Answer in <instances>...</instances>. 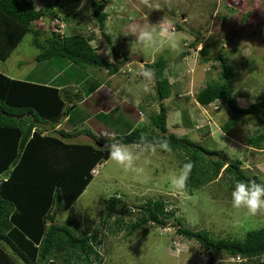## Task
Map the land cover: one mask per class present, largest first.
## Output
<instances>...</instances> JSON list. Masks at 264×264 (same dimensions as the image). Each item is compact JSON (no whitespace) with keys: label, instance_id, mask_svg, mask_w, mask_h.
<instances>
[{"label":"rangeland","instance_id":"374dc122","mask_svg":"<svg viewBox=\"0 0 264 264\" xmlns=\"http://www.w3.org/2000/svg\"><path fill=\"white\" fill-rule=\"evenodd\" d=\"M91 1L81 0L78 4H71L68 0H37L39 9L45 7L46 12L50 10L58 19H53L47 12L44 19L33 24L41 34H28L7 62L0 61V72L31 82L52 81L65 87L85 81L86 74L96 80L97 75L102 79L107 74L106 70L90 67L71 73L66 68L67 61H54L57 67L36 61L44 52L46 39L58 23L63 25L61 31L67 36L81 34L86 38L91 37V45L101 58L116 63L124 58L126 62L120 66L122 75H119L123 82H119V86L122 88L129 76L130 80L127 81L134 83L139 79L140 86L132 84L137 89L134 91L125 85V92H133L129 102L119 105L120 109L125 108L122 117L115 107L104 105L100 93L78 108L70 122L73 126L71 129L79 126L83 135L89 138H75L73 135V140L68 141L65 139L71 136L65 137L63 130L55 135L64 142L96 146L97 142L92 140L99 134L101 138L98 137V140L108 144L109 137L117 139L140 126L135 123L140 108L135 111L130 109L133 110L137 97L152 99L151 102L148 100L151 108L146 110L144 103L141 106L142 111L148 112L140 116L141 125L147 124L152 113L158 114L159 104L153 100L154 81L145 80L142 73L159 58L169 60V77L175 81L174 74L179 70L184 75L180 78V86H173L172 95L163 102L170 116L169 132L185 134L207 149L220 151L228 163L240 161V167L249 176H255L264 183V150L246 149L248 137L257 130L264 131V123L259 119L261 114L244 116L230 135L223 132V126L230 118L240 115L233 112L225 101L216 102L213 108L218 109L202 106L195 115L190 113L195 126L186 122L187 110L192 111L190 102L194 101L193 95L208 83L220 79L222 69L220 62L215 60L219 55L228 58L235 75L234 97L237 106L248 109L260 100L264 92V0H100L104 2V12L109 15L106 32L111 42L100 33L92 15ZM164 19L168 22L169 30L177 35L180 45L178 54H170L167 50L153 53L141 46L132 49L136 40V36L131 35L133 25H159ZM205 45L211 46L209 63L202 61L200 53ZM20 64L22 67H19ZM166 75L168 77V73ZM178 86L181 91L184 89V94L189 95L188 100L184 98L179 102L176 99V93L180 90ZM70 90L66 91L67 95ZM84 110L88 111L87 115L83 114ZM48 129L51 132L50 123ZM146 167L148 178L134 180L108 158L96 168L93 181L77 203L58 216V223L74 233L75 229L97 233L102 241L99 249L101 264H239L224 253H209L195 240L179 235L178 230L187 228L206 231L214 239L242 240L247 232L264 227V213L253 217L245 208L235 209L231 206L233 187L224 172L214 182L191 193L185 190L177 193L170 186L171 176L181 167V159L175 152L153 154ZM110 199L119 200L112 208L125 214L124 224H117L118 215L108 212L106 204ZM161 201L165 204L166 214L162 217V223H151L134 235H129V225L143 216L141 208Z\"/></svg>","mask_w":264,"mask_h":264},{"label":"trees","instance_id":"16d2710c","mask_svg":"<svg viewBox=\"0 0 264 264\" xmlns=\"http://www.w3.org/2000/svg\"><path fill=\"white\" fill-rule=\"evenodd\" d=\"M68 1L78 4L81 0ZM103 3L93 0L90 7L100 33L111 42L106 32L109 15L104 12ZM36 4L37 0H0V60H8L28 34H41L33 24L44 19L47 12L53 19H58L56 14H51L50 10L46 12L45 7L38 9ZM56 26L46 39L44 52L36 58L39 63L57 67L54 61H67L66 68L71 73L92 67L106 70L111 75L118 73L120 66L125 64V60L116 63L101 58L91 45V37L81 34L67 36L61 31L63 25L58 23ZM210 51V45L200 51L203 62L211 61ZM117 55L115 53V57ZM215 60L220 62L222 69L220 79L208 83L197 93V103L209 106L225 101L233 112L240 115L230 118L223 126V132L228 135L237 122L250 113L261 114L259 119L264 123V92L248 109L239 108L234 97L235 75L229 60L222 55ZM148 66L154 73V96L159 112L152 113L147 124L117 140L135 144L141 136L151 140L167 139L172 152L181 159V166L188 160L194 164L185 189L190 193L214 182L222 172L229 177L231 187L236 181L262 183L257 177L249 176L240 167V161L228 163L220 151L207 149L187 136L169 133L168 109L163 104L172 95L173 88L166 75L169 60L159 58ZM58 86L53 82L47 86L15 80L0 72V264L102 263L99 252L102 241L97 233L82 229H75L74 233L59 224L57 219L77 203L93 181L95 168L109 158L107 149H104L107 144L101 143L97 137L94 139L96 146L64 142L73 140V135L84 133L79 129L76 133L64 132L65 137L71 136L65 140L55 135L60 120L69 116L76 108L75 104L80 102L77 99V103L68 105ZM90 92L85 88V94L90 95ZM48 123L53 126L51 133L47 130ZM249 142L255 149H263V129L253 132ZM2 175L5 177L1 178ZM118 203L119 200L110 199L106 205L108 212L118 215L116 223L120 225L124 224L125 214L112 208ZM141 209L143 216L129 225V235L151 223H162V217L166 215L162 201ZM178 233L188 240H195L211 254L221 252L229 258L240 257L244 260L240 264H264V227L247 232L242 240L214 239L206 231L187 228L179 229Z\"/></svg>","mask_w":264,"mask_h":264},{"label":"clouds","instance_id":"9594fccd","mask_svg":"<svg viewBox=\"0 0 264 264\" xmlns=\"http://www.w3.org/2000/svg\"><path fill=\"white\" fill-rule=\"evenodd\" d=\"M131 35L136 36L132 49L141 46L150 49L153 53L163 50H167L170 54L179 53L180 45L177 35L174 31L169 30L168 22L165 19L159 25H133ZM142 75L145 80H151L154 73L148 69ZM109 138L110 143L105 146L109 159L134 180L143 181L148 178L149 171L146 164L153 154L172 152L167 139L151 140L141 136L137 143L128 144ZM193 167V162L188 160L171 176L170 186L177 193H182L186 189ZM231 206L235 209L245 208L247 213L253 217L264 213V183L254 180L236 181L231 192Z\"/></svg>","mask_w":264,"mask_h":264},{"label":"crops","instance_id":"0c3cea01","mask_svg":"<svg viewBox=\"0 0 264 264\" xmlns=\"http://www.w3.org/2000/svg\"><path fill=\"white\" fill-rule=\"evenodd\" d=\"M37 5V4H36ZM37 8H38V6H37ZM39 9V8H38ZM25 39V38H24ZM24 39H23V41H24ZM22 41V42H23ZM22 42H21V44H22ZM20 44V45H21ZM19 45V46H20ZM19 46L15 49V51L19 48ZM15 51L12 53V55L15 53ZM11 55V56H12ZM121 55V54H120ZM11 56H10V58H11ZM122 56V55H121ZM9 58V59H10ZM8 59V60H9ZM124 59V58H123ZM122 59V60H123ZM8 60H6V61H2V60H0L1 62H7ZM119 61H121L120 59H119ZM111 62V61H110ZM19 67H22V64H20L19 65ZM183 67V66H182ZM168 69H169V66H168ZM168 69L166 70V74L168 73V78H169V80H170V83L173 85V86H177V85H179L180 86V78L181 77H183L184 75H183V71L182 70H179V71H177V73H175L174 74V77H175V81L174 80H172L170 77H169V72H168ZM122 71H121V68L119 69V72L118 73H116V74H114V75H111V74H109L108 72H107V74L106 75H103V78L102 79H100L99 77H98V75L96 76V78L98 79V80H96L94 77H92L91 75H89L88 74V79L86 80V81H83V82H80V83H77L78 85H73V84H70V85H67V86H60V84H59V86H58V88L60 89V91H61V96H62V98L67 102V104L68 105H70V106H72V105H74V103H77V101H79L80 100V102H78L77 104H75L76 106V110L74 109L73 111H72V113L69 115V116H66V117H64L62 120H60V123L56 126V128H55V130L56 131H59V130H63V131H65V133H74V132H76V130H78L79 129V126L77 127V128H75V129H71L73 126L70 124V122H71V120H72V117L75 115V111H77V109L78 108H80V107H82V106H85L87 103H88V101L89 100H91L92 98L94 99V97L95 96H97V95H99L100 93H101V95H102V97H101V99H103V102H104V105L106 104V105H111V106H113V107H115L116 108V110H118V113H119V115L122 117V115L124 114V109H120L121 107L119 106L121 103H125L126 101H130V99H131V93L133 92V91H124L123 89H125V85H126V87L128 88L129 86H130V88H132L134 91H137V89L134 87V86H136V87H139L140 85L138 84L139 83V79L138 80H136L134 83H131V82H129V81H127V80H130V76L129 77H127V80H125V85H123L122 86V88H121V86H119V85H121V83H119V82H123L122 81V79L119 77V75L121 74L122 75V73H121ZM1 73H3L4 75H6V76H8L9 78H11V79H15V80H20V79H18V78H15L14 76H12V75H9V74H7V73H5V72H1ZM100 75H102V73H100ZM44 77H46V76H44ZM41 79V78H40ZM151 80H153V79H151ZM20 81H27V82H31V81H29V80H20ZM152 82V81H151ZM176 83V82H179V83H176V84H173V83ZM33 83H38V84H43V85H47V86H49V85H51L52 84V81H49V82H44V81H40V80H37V82H33ZM54 83V82H53ZM91 84V85H90ZM132 84H134V86L132 85ZM101 85H104V87H101ZM178 86V87H179ZM85 88L86 89H88V91H91L90 92V95H88V94H85ZM152 88H153V82H152ZM71 89V90H70ZM92 89V90H91ZM179 92L178 93H176V99L180 102V101H182L184 98L185 99H189V98H187V96H189V95H187V94H184L185 93V91H184V89H182V91H181V88L179 87ZM67 90H70V93H69V95H67V93H66V91ZM73 90H74V92L75 93H73ZM72 92V93H71ZM197 93H199V92H197ZM197 93L195 94V95H193V98H194V101H191L190 102V105L192 106V111H189V110H187L188 111V114H186V118H187V120H186V122H187V125H190V126H195V121H194V123L191 121V119H190V113H194V115H195V112H196V110H198V108H203L201 105H199L198 103H197V101H196V99H195V97H196V95H197ZM65 94V95H64ZM77 94H78V96H77ZM135 94H136V92H135ZM81 97V98H80ZM138 98V99H137ZM136 98V100H135V102H134V104H133V110H132V108L130 107V109H131V111H135L136 109H138V108H140V111H138L137 113H138V120H136L135 121V123H136V125H138V124H140L141 125V119H140V116H142L143 115V113L144 114H148V112H145V110L144 111H142L141 110V106L143 105V103H144V108L147 110V109H149V108H151V103H149V101L148 100H150V102H151V100L152 99H150V98H146V99H141V98H139V97H137ZM77 99H79V100H77ZM153 100H156L155 98L153 99ZM216 104V102L214 103V104H211V105H209V106H204V107H209L211 110H213V109H218L217 107H214L213 108V106ZM174 110H177L176 108H174ZM87 113H88V111L87 110H84L83 111V114L84 115H87ZM178 114V113H177ZM170 117V116H169ZM169 117H168V119H169ZM87 118H88V116H87ZM149 118V117H148ZM86 119V118H85ZM84 119V120H85ZM80 123V122H79ZM78 123V124H79ZM134 123V124H135ZM77 124V125H78ZM133 124V127L135 126ZM178 129L180 128V127H177ZM52 129H53V126L51 125V131H52ZM184 129V128H183ZM47 130L49 131V129H48V126H47ZM133 130V129H132ZM168 130H169V127H168ZM131 131V130H130ZM170 131V130H169ZM97 133H99L98 131H96ZM95 132V133H96ZM51 133V132H50ZM170 133V132H169ZM180 135V134H179ZM188 135V134H187ZM183 136H186L185 134L183 135ZM78 137H84V138H89L87 135L85 136V135H78V136H76V138H78ZM95 137H100L101 138V136L99 135V134H97ZM102 138H104V137H102ZM225 138H227V137H225ZM249 139H250V137H248V139H247V145L248 146H246V149H248V150H251V149H253V150H258V151H262V150H264V147H263V149H255V148H253L252 147V145L250 144V142H249ZM89 141H90V139H88ZM93 142H94V139L92 140ZM70 143H74V142H70ZM78 144V143H77ZM95 171H96V168H95V170H94V173H95ZM215 262V261H214ZM246 264H249V263H246Z\"/></svg>","mask_w":264,"mask_h":264},{"label":"built area","instance_id":"2783aa9c","mask_svg":"<svg viewBox=\"0 0 264 264\" xmlns=\"http://www.w3.org/2000/svg\"><path fill=\"white\" fill-rule=\"evenodd\" d=\"M63 28V27H62ZM233 260H234V262L236 261L237 263H242V262H244V260L243 259H241L240 257H236V258H233Z\"/></svg>","mask_w":264,"mask_h":264},{"label":"water","instance_id":"95a60500","mask_svg":"<svg viewBox=\"0 0 264 264\" xmlns=\"http://www.w3.org/2000/svg\"><path fill=\"white\" fill-rule=\"evenodd\" d=\"M101 146V145H100Z\"/></svg>","mask_w":264,"mask_h":264}]
</instances>
